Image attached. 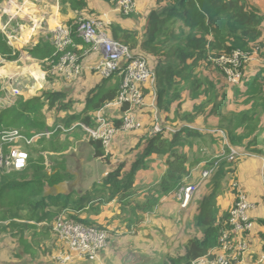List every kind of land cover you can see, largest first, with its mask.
I'll return each instance as SVG.
<instances>
[{
	"label": "trees",
	"instance_id": "trees-1",
	"mask_svg": "<svg viewBox=\"0 0 264 264\" xmlns=\"http://www.w3.org/2000/svg\"><path fill=\"white\" fill-rule=\"evenodd\" d=\"M61 3L70 6L76 14L83 9L95 13L89 8L87 0H61ZM156 4L148 15L146 33L142 39L139 38V31L123 28L119 23L111 24L110 33L114 39L127 44L132 50L141 49L155 58L156 72L161 83L158 101L165 110H169L174 102L181 101L185 91L196 101L189 112L175 111V117L170 121L174 126L173 132L169 133L163 127L157 133L148 132L142 141L145 143L144 156L158 155L165 158V170L158 183L141 195L143 187L135 185L137 165L131 163L130 169H126V163H119L111 169L102 185H95L91 193L78 197L45 196L46 183L52 185L55 182L50 181L47 171L40 169L34 161L36 159L32 158L29 167L20 173L0 172V207L3 204L9 206L6 209L0 208V220L8 215L13 221L20 219L46 222L48 225L51 219L64 215L72 221L104 229L99 224L81 218V214L87 207L92 206L99 211L101 203L116 200L121 208L122 220L140 227L163 197L179 191L199 162L193 160L192 151L196 143L206 137L204 131L196 126L201 117L205 118V123L226 128L229 142L233 146L255 149L259 154H264V68L252 75L245 74L239 85H225L222 82L223 71L216 63V59L236 51L253 53L264 50V14L248 0H156ZM76 22V19H72L67 24L72 26L75 51L79 53L88 49L89 44L75 32ZM41 48V45H37L28 51L39 59L51 57L55 51L52 44L43 47L44 51L40 54ZM19 55L20 52L9 44L7 36L0 29L1 58L13 61ZM104 79L89 91L83 111L65 119L66 126L75 119L93 127L94 113L116 99L120 87L119 78L113 76ZM71 101L68 93L61 90L45 91L42 96L28 100L20 97L14 107L1 113L0 128L17 127L25 134L41 130L46 126L42 120L45 105L48 111L56 109L69 112L73 103ZM181 106L182 102L178 107ZM239 106L246 107L238 109ZM125 109L124 106L122 111ZM212 135L215 137L209 136L213 142L218 139L222 142L216 135ZM91 144L95 158L111 157L101 141L91 139ZM52 145L53 148L57 146L54 141ZM235 160L226 157L221 163L218 158L207 162L206 167L213 168V175L207 183L204 196L198 202V211L194 217L197 232L185 243L182 253L169 255L162 264H193L201 258L215 259L222 246L223 233L230 228L228 219L231 210L222 211L218 205L219 179L226 173L236 176ZM63 171L61 167L59 172ZM72 177L64 173L59 179L69 180ZM59 203H62L60 207ZM49 206L59 209L52 210ZM15 225L23 229L31 226L23 222ZM47 225L43 227L47 228L46 233L50 229ZM132 227L129 225V228Z\"/></svg>",
	"mask_w": 264,
	"mask_h": 264
},
{
	"label": "rangeland",
	"instance_id": "rangeland-1",
	"mask_svg": "<svg viewBox=\"0 0 264 264\" xmlns=\"http://www.w3.org/2000/svg\"><path fill=\"white\" fill-rule=\"evenodd\" d=\"M99 1L104 2L105 5H107L108 3L109 8H115L114 2H112V0H90L89 4L95 7L98 13L99 10L97 6L102 5L99 4ZM137 1L138 0H136V2ZM151 2L152 0H140V3L144 5L149 4ZM96 13L97 12L90 13L87 9H83L81 10L80 13L78 14L75 13V14L77 18L78 17L93 18L98 16V14ZM141 16L142 15L140 14V12L135 11L130 16H126V17L119 16L116 17L115 19L122 18V19L135 20ZM76 17L74 19L77 20ZM91 48L93 49L92 46ZM255 65L254 64L250 65L247 63L244 69L245 74L246 75L249 74L253 70V68L256 67ZM50 79L59 80L58 82L62 84L71 83L61 80L57 77H51ZM27 82H29V80ZM85 85H88V83H85ZM68 87L71 88L72 86L68 85ZM70 88L69 90L65 89V91L66 90L69 91L68 92L70 95L69 97L73 99L72 100L73 103L71 101L73 111H76V108L78 106H77V102L74 101V99L78 100L82 96L80 93L78 95H73ZM32 92L34 91L32 90L29 93L30 96L37 95L38 97H40L39 95H41L42 92L44 91L42 90L40 93H35V94H33ZM190 105L191 103H187L184 106V110H182V113L188 112L190 110ZM47 108L48 107L45 105L42 111L43 121L46 119V117L49 118L48 121L55 119L61 120L64 117L65 112H59L56 109L48 111ZM142 109L144 108L135 107L133 108V111L135 113L138 112V114L141 116L143 115L142 114L143 111H141ZM143 113L147 114L149 116V121H151L152 112L149 110V111H144ZM164 116L165 115L163 114L162 116L160 115L159 119L156 118L154 121L152 120L153 121L152 123L145 126V128L143 129L144 131L133 130L130 132H125L128 134H124L119 138H116L114 140L112 147L109 150H107L109 151L111 157L109 159L104 158L99 160L95 159L93 155H91L92 147L89 142L90 136L86 131H84L81 128H80L81 130L77 128L79 131H82L83 134L78 133L77 135H74V134H70L72 133V131H67L65 125H62L64 128H61L60 130L57 129L55 124L50 130H55L56 131V132L54 131L55 133L59 132L67 135H63L59 138V141L56 142L57 146L55 148H53L52 145L53 141H51V139H45L40 141L39 139L36 140L35 142L37 143L35 144L37 149L34 150H35V157L37 159L34 161L38 163L36 165H39L40 169L46 170V168H48V171L50 173L51 172L53 173L54 168H56L57 166L59 167L58 163H61L62 165L61 167H63V170L69 169L71 172L75 173L77 178L75 180V183L70 184L69 190L79 193L85 192L86 189L84 188V184H87L89 182L91 178L90 175L93 174L91 171L93 168L95 170H98L100 167H103L106 164L108 165V160L111 167L116 166L118 162L126 159V157L129 155L128 153L129 149L134 145V142L136 140L137 142L141 140L140 136L142 134H146L148 131L150 134L158 132L155 130L156 124H159V127L161 126L162 128L168 125L169 127L174 129V126L170 123V119H165ZM48 121L45 122L46 126L43 129H41L42 131L33 132V134L43 133L47 131ZM75 122H76L75 124L79 123V121H75ZM63 123H64V119H63ZM196 125L200 126L201 129H204V133L206 134L205 135L206 137L205 139H200V141L197 142L195 146L196 150L194 151L193 160L194 161L199 160V162L197 163L196 167L191 170L190 175H188V177L185 179V182L183 183V185H199L198 190L194 193L192 197V203H197L200 197H202L204 193V188H203L204 186L202 187V185L210 181L209 179H211L213 175L212 172L211 177L206 179L207 181L206 180L203 181V173L206 170L213 169V168L209 169L206 167L207 162L212 158H218L220 159V163H221L224 159H226V157H229L228 155L229 149H227V147L223 145L225 147V150L222 151L220 145L213 142L209 137V134L211 135V137L213 136L209 132L210 130L222 129L227 132L226 128L224 127L221 128V126L219 125H213L209 123H205L203 125L201 121H199ZM14 128L21 131L17 127H2L0 128V131L14 129ZM52 134L53 131L50 132V136H40V139L41 137L50 138L54 135ZM74 136H79V137L77 138ZM218 141L220 140L218 139ZM42 145L43 147H41ZM231 146L239 148L238 146H233L232 144ZM22 148L28 152L29 162L31 163V161L34 159V157L33 159H31L32 149L28 147V145H23ZM8 149L9 147H6V150ZM243 159L244 158L241 159L237 158L234 164L236 165L239 161ZM252 168L255 169L253 163H249L248 165L241 166L240 168L238 167V170L239 172L242 173V169L249 170ZM215 170H217V166L215 167ZM162 171L163 168L161 167V162H150L148 168H143L138 171V175H143V180L144 181L147 180V184H142L145 186H143L141 195H144L151 187H153L158 183L159 180H157V178L161 175L160 172ZM258 172H259V168H258ZM101 174L102 172L95 174V177H98ZM259 174L261 178V173ZM20 178L22 179L26 177H20ZM232 180H237L239 182L240 187L244 190L243 186L240 184L242 181L240 174H238V176L237 173L236 176L232 173L231 175L226 174L225 177L221 180V189L218 192V196H217L218 197L217 202L220 204V207L223 209L224 208L231 209L235 202L233 200V196H235V191H233L234 193L233 194L232 186H231ZM19 181H23V180L19 179ZM65 192H68V190H66ZM177 192L174 193L173 197H170L171 196L170 195L168 197H163L161 199L160 203L156 206L155 210L147 215V223L142 225L144 228L141 229L140 227V231L138 234L137 232L128 233L127 231L119 230L121 227H123L121 225L123 222L120 216L122 213L121 208L119 209L118 203L112 201L104 204L100 209L99 215H96L93 218L96 221L95 224H100L104 226V229L108 231L109 233V240L107 246L108 248L106 247L108 250L106 248L105 249L107 251H109L110 249L112 253L110 254V256H108L109 258H106V260L103 259V256L101 255V257L99 258L100 261L96 262L95 264H155L157 261H161L162 258H164L165 254L173 252L177 248V245L180 244L181 241L183 242L186 239L187 235L189 234L188 225L191 219L189 215V211L185 210L186 208H183L181 206L180 204L181 202L176 197ZM258 192L261 196L264 194V186H262L261 184L258 186ZM8 207L9 206H7L6 204H3V206H1L0 208L6 209ZM258 209L259 208H257V210ZM256 211L254 210L253 214ZM5 216H6L5 219L0 220V264H12V262H16L19 264H47L51 254L54 252L53 249L54 250L58 249L56 248L57 244L60 245L61 243L59 239L56 236H54L53 234L54 232L52 234L50 233L57 218L55 217L51 219L50 223L48 225L46 224L50 229L49 232L46 233L47 237L41 239L42 240L41 242L39 240L40 234L42 233V236H44L45 235L43 234L44 229L46 231L47 228H42V231L40 232V230H38L40 228L39 227L40 224L34 221L27 222L28 225H31L30 227L26 228L27 229L26 234H28V236L31 235L30 238L31 242H28L27 241L28 239H26L25 235L23 234V228H19L17 225H15L19 222H14L15 220L13 221L8 215ZM112 222H114V224L109 226V224ZM259 225H260L259 228L255 230L257 246H255V248L252 247L251 254L246 255L244 259V262L248 264H252L256 256H258L262 251L261 247L263 244V239H261L260 233H264V223H260ZM76 264H81V263L77 262Z\"/></svg>",
	"mask_w": 264,
	"mask_h": 264
},
{
	"label": "crops",
	"instance_id": "crops-1",
	"mask_svg": "<svg viewBox=\"0 0 264 264\" xmlns=\"http://www.w3.org/2000/svg\"><path fill=\"white\" fill-rule=\"evenodd\" d=\"M87 1H88L89 8H91L92 10L97 12L96 14H98V16L105 18L110 23V26L113 23H119V24H121V26L123 28L129 29V30L139 31V33H140L139 38L140 39L145 37V33H146L145 25H146L147 18H148L150 11L157 6L156 0H152L151 3L146 4V5L140 3V0H138L136 12H140V14L142 15L141 17H139L138 19H135V20L122 19V18L115 19L116 17H119V16L126 17L127 15L121 14L120 12L116 11L115 8H109L108 3L106 2L107 5H105V3L102 1H99V4H102V5L97 6V8L99 10V13H98V11L95 9V7L91 6V4H89L90 0H87ZM248 1L253 6H255L259 10L260 13L264 14V0H248ZM75 13L76 12L74 10H72L70 8V6L63 5L61 3V0H0V29H4L8 36H14L15 37L12 44L15 47V49H17L20 52V55L16 60L7 61V63L2 67V71L5 70L4 75L18 74L16 80L18 82H20V86L22 88L20 96H23L24 99L27 100V99H30L31 97H38L37 95L30 96L29 93L32 90L34 91V92H32L33 94L40 93L42 90L44 92L45 91H56V90L65 91V89L69 90L70 87H68V85L72 86L70 89H71L73 95H78L80 93L82 96L78 100L74 99V101L77 102V106H78L76 108V111H73V108H72L69 112H65L64 117L61 120L55 119V120H49L48 121L49 118L46 117V119L44 121L45 122L48 121L47 122V127H48L47 130H50L55 124H56V127L65 125L66 124L65 123L66 118L68 119L71 115H74V114H76V115L80 114L84 109V106H85L84 102L86 100V97H87L89 91L91 89H93L94 87H96L98 84H100L102 81L106 80L103 77H101L99 75V73H97L95 70L93 71L94 67H96L98 62L102 59V52L95 51L94 49L91 48V46H89L88 49H84L79 53L76 51L81 56V60L85 64L86 68H85V70H84V72L80 78L73 80V82H71L70 84L67 83L68 85L66 83L62 84V83L58 82L59 80L50 79L51 77H45L43 69L40 67V65L37 64V63H39V61L44 60V59H39L40 57L35 58L28 51V49L33 48L37 45H41L42 48L43 47H45V48L50 47V45H51L50 44L51 43V31L54 29V27L56 25H58V23H66V22L74 19L76 17ZM79 47H83V45H80ZM42 48L39 51L40 54L43 53V51H44ZM77 49H78V47H77ZM137 50L138 51H135L136 53L145 56L147 58V60L149 61L150 66L154 70L153 72L155 74L156 79H155V82L147 83V87L145 88L146 102H145V105L143 106L144 109L141 110L143 112L149 111V110L152 112L151 121H149V116L147 114H144L142 112L143 115L140 116L137 112V116H138L139 121L141 122V126L138 129H136L135 131H142L145 128V126L152 123L156 118L159 119L160 115L162 116L163 114L165 115L164 116L165 119H170V121H172L173 118L175 117V111L178 109L182 112V110H184V106L187 103H191L190 110H189V111H191L193 109V104L196 101L191 99L189 94L186 91L183 92L181 101L174 102L171 105L169 110H165V108L158 101V99H159V84H161V83L158 80V76H157V72H156L155 58L144 53L141 49H137ZM248 64H250V65L251 64H254V65L257 64V65H255L256 67H254L253 70L249 73V75L255 74L256 71H258L261 68H264V50L259 51L257 53H254L250 57ZM114 77H118L120 82H121V77L119 74H115ZM28 80H29V82H27ZM222 82L225 85H229L224 76L222 77ZM85 83H88V85H85ZM0 86H1V83H0ZM27 87H29V88H27ZM44 92H42V94L39 96H42ZM65 92L68 93L69 91L66 90ZM0 93H1V90H0ZM68 95H69V93H68ZM70 99H72V98H70ZM180 102L183 103V106H181V108L178 107ZM245 107L246 106H239L238 109H243ZM236 108H237V106L233 107V109H236ZM230 109H231V107H230ZM3 111H5V110H2L0 112V115ZM105 111L108 115L112 116L117 123L120 122V119L123 116V111L117 106H110V107L106 108ZM63 119H64V123H63ZM204 119H205L204 117H201V119H199L197 121V123L199 121H201V123L204 125L205 124ZM75 121H79V120L74 119L70 123V125H74L76 123ZM196 126H198V125H196ZM196 126H194V127H196ZM198 128H200V126H198ZM78 129H80V128H78ZM78 129L77 128L74 129L72 131V133H70V134H74V135H77L78 133L83 134V132L79 131ZM40 131H42V130H35V131H32L30 134L29 133H26V134L31 135V134H33V132H40ZM50 131H53V134L56 132L55 130H50ZM148 132L146 134H142L140 136L141 137L140 141L137 142V140H136L134 142V145L128 151L129 155L126 157V159L117 163V164H119V163L125 164L126 163L127 164L126 169H130L131 163L136 164L137 166H136V173H135V185H138L141 187L145 186L142 184H147V180L144 181L143 175H138V171L143 169V168H148L150 162H161V167L163 168V171L160 172L161 175L157 178V180L160 179V177L162 176V174L165 170V164H164L165 158L160 157L158 155H151V156L150 155H148V156L143 155V152L145 149V143H143L142 141H143L144 137L147 134H149ZM124 134H128V133L121 132L118 134V136L116 138H119L120 136H122ZM63 135H67V134L57 132L50 138L41 137V139L39 138V141L45 140V139H51V141L58 142L59 138ZM74 137L78 138L79 136H74ZM89 142H90V145L93 149V146L91 144V138H90ZM35 143H37V142H33L31 145H28V147H30L32 149L31 159L33 157H34V159H37L35 157V150H34V149H37ZM139 143H140V145H139ZM215 143L220 145V148L222 151H224L225 147H227L224 143H221L220 141H217ZM41 147H43V145ZM92 149H91V155H93V157H94V149L93 150ZM195 150L196 149L194 148V151ZM239 150L244 154L243 157H241L244 159L239 161L235 165L236 171H237L236 173H237V176H238V174H240L241 179H242L240 184L243 186V188L246 191V194L248 195L249 199L253 203H255V207L249 212V214L251 215V216L249 215V217H250L251 221L254 223V228L250 232V235H249L250 249L246 252V254H245V257H246V255L251 254V248L252 247L255 248V246H257V239L255 236V230L257 228H259L260 223H264V220H262V219H264V194L261 196L258 192V186L260 184L262 186H264V154H259L258 152L254 151L255 149L249 150V149H245L244 147H239ZM33 151H34V154H33ZM194 151H192V153ZM241 158H239V159H241ZM95 159H98V158H95ZM249 163H253L255 169L254 168H252L253 170L252 169H249V170L242 169V173L239 172L238 167L240 168L241 166L248 165ZM58 164H59V167L57 166L56 168H54L53 173L52 172L50 173L48 171V168H46L47 174H48V176H50V181L54 180L53 182H55V183L52 185H49V183L47 182L45 187H44V191L45 192L46 191H53L55 193L53 195L54 197H56V196H70V195H73V197H78V196L83 195V194L91 193V190L95 188V185H98L99 187L102 185L105 177L110 173L111 169L113 168V167H111L110 164H108V165L106 164L103 167H100L98 170H95L93 168L91 170L93 174L90 175L91 178H90L89 182L87 184H84V188L86 189V191L79 193V192H73V191L69 190L70 184L75 183V180L77 179L75 173L71 172L69 169H66L63 172H59L61 170L62 165H61V163H58ZM258 168H259V172H258ZM101 172H102V174L100 176L95 177V174H98ZM64 173H69L73 177L69 180L68 179H64V180L59 179L60 176L64 175ZM259 173H261V178H260ZM3 174H5V173H3ZM226 174L231 175V173H226ZM28 175H31V173ZM225 175L219 179L218 192L221 189V180L225 177ZM207 183L208 182H206L204 185H202V187L204 186L203 187L204 193H203L202 197L204 196V194L206 192ZM52 186H54L55 189H53V190L50 189ZM66 190H68V192H65ZM232 193H233V191H232ZM173 196H174V194H171L170 197H173ZM202 197H200V199H202ZM200 199L197 201V203H192V201H191V203L189 204V207H187L185 209V210L189 211V215L191 217L189 225H188L189 234L187 235L186 239L183 242L181 241V243L177 245V248L173 252L165 254L164 258H162L161 261H157L155 264H162L163 261L166 260L169 255L176 256L179 253H182L184 251V245L188 241V239L195 236V233L197 232L198 228L194 226V217L198 211V207H199L198 202L200 201ZM233 200L235 201V196H233ZM113 201L115 203H118L116 200H113ZM109 202H112V201H109ZM106 203H108V202H106ZM106 203H101V207ZM60 204H62V203H59V207H60ZM218 205L220 206L219 203H218ZM59 207H49V208L52 210H54V209L58 210ZM118 207H119V204H118ZM257 208H259V209L257 210ZM100 209H99V211H96V209L93 208L92 206L87 207V209L81 214V218H85V219L89 220L90 222L95 223L96 221L94 220L93 217H95L96 215H99ZM119 209H120V207H119ZM221 210L224 211V210H227V208H224V209L221 208ZM254 210L255 211L257 210V211L253 214ZM118 218H119V216H118ZM14 220L19 222V223L20 222H23V223L31 222L28 220H20V219H14ZM145 221H146L145 223H147V217H146ZM122 222L123 223L121 225L123 227H121L119 230L127 231L128 233H136L137 232V234H138L140 231V227H141V229L144 228L142 225L139 227V225H136L135 223L129 224L127 220H122ZM145 223L143 222V225ZM38 224H40L39 225L40 228L38 230H40V232H41L43 226L46 225V222H38ZM113 224H114V222L110 223L109 226L113 225ZM129 225H131L133 227L129 228ZM26 230L27 229H23V234L25 235V238L28 239L27 241L31 242V240H30L31 235L28 236V234H26ZM51 231H50V233L52 234L53 230H51ZM43 234H45V235L42 236V233L40 234V238H39L40 242L42 241L41 239L47 237L45 229H44ZM260 237H261V239H263V244L261 247L262 251L260 252V254L258 256H256V258L254 259V262L252 264L264 263V260L261 261V257L264 253V251H263L264 233H260ZM55 239H56V237H55ZM56 248H58V249H56V250L53 249L54 252L51 254L47 264H76L77 262H80L81 264H95L96 262L100 261L99 258L101 257V255L103 256V259L106 260V258H109L108 256H110V254L112 253L110 249H109V251H107L108 250L107 249L108 247H107L106 248L107 250L106 249L103 250L100 253L98 259H96V260H89L87 258L76 257L71 262L62 263V262L56 260V258L59 256V252L62 248V244L61 243H60V245L57 244ZM245 257H244V259H245ZM12 264H19V263L12 262Z\"/></svg>",
	"mask_w": 264,
	"mask_h": 264
},
{
	"label": "built area",
	"instance_id": "built-area-1",
	"mask_svg": "<svg viewBox=\"0 0 264 264\" xmlns=\"http://www.w3.org/2000/svg\"><path fill=\"white\" fill-rule=\"evenodd\" d=\"M115 10L123 15H131L136 11V0H112ZM110 23L105 18H79L77 31L84 38L85 42L91 44L94 49L104 48L105 56L97 65L96 69L102 76H109L119 68H123L124 81L120 102H128L131 107H143L146 102L145 88L147 83L155 82L154 70L147 58L136 53L127 44L118 41L106 31ZM1 31L7 36L9 44L13 46L14 36H8L4 29ZM52 43L59 47L60 57L58 60L47 61L48 73L71 77L78 74L82 65L76 53L68 51L67 48L73 43L71 29L64 25H58L53 31ZM15 48V47H14ZM245 53L236 51L232 55L216 59V63L223 71L228 84L239 85L245 75L244 69L250 57L256 53ZM7 60L0 57V79L2 80L0 90V110H6L16 105L21 94L18 74L4 75L2 67ZM99 125L96 129L83 126L95 138L101 139L106 147L112 145L119 133L130 132L138 129L141 122L137 113L132 109L125 112L124 118L119 126L110 123L102 114H98ZM163 128L156 124L155 130L161 131ZM165 129L171 133L173 128L166 125ZM204 131V129H202ZM211 134L222 140L229 149V159L243 157L239 148L232 147L228 134L225 130L212 129ZM43 134L27 135L18 129H11L0 133V169L6 172L22 171L29 165V155L22 148L23 145H31ZM10 144L6 151L3 144ZM213 169L203 173V181L210 178ZM207 181V180H206ZM232 189L235 190V202L230 210L228 231H224L222 236V246L213 260L201 258L195 260L193 264H248L244 262V257L249 249V233L254 228V223L249 217V211L254 208L245 191L240 187L237 180H232ZM199 185H183L177 192L176 197L181 202L183 208L189 207L194 193ZM54 235L59 239L62 248L59 252L57 261L68 263L76 257L87 258L89 260L98 259L100 253L107 247L109 233L106 229L95 225H86L75 222L64 215L57 217L52 228ZM264 260V253L261 261Z\"/></svg>",
	"mask_w": 264,
	"mask_h": 264
},
{
	"label": "bare ground",
	"instance_id": "bare-ground-1",
	"mask_svg": "<svg viewBox=\"0 0 264 264\" xmlns=\"http://www.w3.org/2000/svg\"><path fill=\"white\" fill-rule=\"evenodd\" d=\"M99 17H100V16H96V17H93V18H99ZM79 18H81V17H78V18H77L76 27H75V32H76V33H77V34L83 39V41L85 42L84 38H83V37L78 33V31H77V26H78V20H79ZM82 18L92 19V18H88V17H82ZM101 18H102V17H101ZM58 25H64V26H67V27H69V28L71 29V36H72L73 43L67 48V50L76 53V54L78 55V57H79V62H80L81 65H82V69H81V71H80L78 74H76V75H72V76L69 77V78L64 77V76H62V75H53V74L48 73V68H49V67H48V65L46 64L47 61L58 60L59 57H60V50H59V47L54 46L53 43H52L53 31H54V29H55ZM58 25H56V26L54 27V29L51 31V44L53 45V47H54V49H55L53 55H52L51 57H48V58H45L44 60L39 61V63H37V64H38V65L42 64V65H40V67L43 69V71H44V76H45V77H57V78H59V79H61V80H64V81H66V82H73V80L77 79L78 77H80V76L83 74V72H84L86 66H85V64L83 63V61L81 60V56L75 51L76 44H75L74 37H73V29H72V26L68 25L67 23H58ZM106 31H108V32L110 33V25H109L108 28H106ZM110 34H111V33H110ZM85 43H87V42H85ZM87 44H89V43H87ZM89 45L92 46L91 44H89ZM92 47H93V46H92ZM93 49H94V48H93ZM94 50H95V51L102 52V59L98 62V64H99V63L103 60V58H104V56H105L104 48L101 47V48L98 49V50H96V49H94ZM256 53H257V52H256ZM98 64H97V65H98ZM97 65H96V67H97ZM96 67H94V70H95L97 73H99V71L96 69ZM122 71H123V68L121 67V68H119L118 70H116L115 72H113L112 74H110L109 76H102V75L99 73V75H100L101 77H103V78H111V77H113L115 74H119L120 77H121V82H120L119 92H118V95H117L116 99L113 100V101H111V102H108V103L105 104L102 108H100L96 113H94V115H93L94 126H93V127H90V126H88V125H86V124H84V123H77V124H74V125L66 126L67 131H73V130L76 129V128H81V129H83L84 131H86V132L89 134V136H90L91 139L101 141V143H102V145H103V147L105 148L106 151L109 150V149L111 148L112 145L109 146V147H106V146L103 144V141H102L101 139L95 138V137H94L89 131L85 130L83 126H86V127L90 128V129H96V128L98 127V125H99V122H98V114H102L103 117H105V118H106L110 123H112L113 125H115V126H119V125L121 124L123 118H124L125 112H126L127 110H129V109H132V110H133V108H135V107H131L130 104H129L128 102H120V95H121V92H122V84H123V81H124V73H123ZM0 80H1V79H0ZM1 83H2V80H1ZM0 95H1V93H0ZM110 106H117V107H119L121 110H122V108H123L124 106L126 107V109L123 111V116L121 117L119 123H117V122L115 121V119H114L112 116H110V115H108V114L106 113L105 109L108 108V107H110ZM1 111H2V110H0V112H1ZM61 128H64V127H63V126H62V127H61V126H58V127H57V129H60V130H61ZM14 129H15V128H14ZM9 130H11V129H9ZM4 131H8V130L0 131V133H1V132H4ZM49 131H50V130H47V131H45V132H43V133H37V134H43L42 136H49V135H50V132H51V131H50V132H49ZM113 142H114V141H113ZM1 143H2V141H1V139H0V144H1ZM112 144H113V143H112ZM6 147H10V144H8V143H4V144H3V148H4L5 150H6ZM24 150H25V149H24ZM6 151H7V150H6ZM25 151H26V150H25ZM26 152H27V151H26ZM27 153H28V152H27ZM0 172H2V173H11V172H19V171L6 172V171L0 169ZM52 187H53V186H52ZM249 200H250V199H249ZM250 201H251V200H250ZM251 202H252V201H251ZM252 203H253V202H252ZM254 207H255V203H254ZM252 209H253V208H252ZM252 209H251V210H252ZM251 210H250V211H251ZM250 211H249V212H250ZM228 222H229V219H228ZM249 234H250V233H249ZM249 249H250V246H249ZM249 249H248V250H249Z\"/></svg>",
	"mask_w": 264,
	"mask_h": 264
},
{
	"label": "water",
	"instance_id": "water-1",
	"mask_svg": "<svg viewBox=\"0 0 264 264\" xmlns=\"http://www.w3.org/2000/svg\"><path fill=\"white\" fill-rule=\"evenodd\" d=\"M1 57V56H0ZM50 189H55V187L53 186V187H51ZM55 193L53 192V191H46L45 193H44V195L45 196H53Z\"/></svg>",
	"mask_w": 264,
	"mask_h": 264
}]
</instances>
